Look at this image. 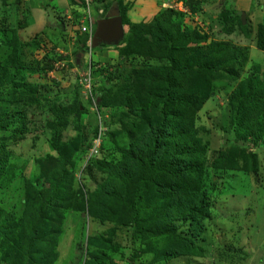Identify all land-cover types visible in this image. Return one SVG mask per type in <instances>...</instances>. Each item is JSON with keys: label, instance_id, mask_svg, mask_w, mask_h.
I'll return each mask as SVG.
<instances>
[{"label": "trees", "instance_id": "obj_1", "mask_svg": "<svg viewBox=\"0 0 264 264\" xmlns=\"http://www.w3.org/2000/svg\"><path fill=\"white\" fill-rule=\"evenodd\" d=\"M69 1L71 12L78 11L81 0ZM199 2L183 0L188 16L197 12ZM114 7L121 25L127 27L117 54L136 56L140 61L125 70L113 69L109 78L113 85L95 96L97 104L117 109V127L109 133L122 146L119 160L102 162L106 180L88 194L87 203L98 218L116 220L129 228L131 237L146 244L144 249L155 259L200 256L202 248L196 239L202 230L201 220L209 217V206L201 191L206 146L198 136L201 128L194 124L196 113L212 95L214 81L233 83L226 95L227 126L220 128L231 140L223 137L209 166L256 173L253 149L264 144V80L259 65H250L240 77L248 61V47L208 38L197 25L183 21L186 13L173 7L136 22L127 19L125 3L118 1ZM215 20L224 35L251 37L249 20L242 12L222 9ZM24 25L25 16L16 20L13 28L0 27V133L14 123L22 127L23 118L22 113L3 105L30 101L38 86L27 78L51 69L49 58L25 62L24 48L37 43L33 38L19 39L17 30ZM86 37L76 27L73 39L79 50L74 52V66L86 51ZM254 46L264 52V22L256 24ZM51 110L54 120L49 146L56 157L36 161L40 170L27 183V205L20 219L0 208V252L7 264H52L61 220L58 209L72 200L79 204L76 209L84 207L83 199L67 196V166L73 165L70 154L76 150L74 143L68 147L59 140L67 108L59 105ZM6 171L7 150L0 136V185L7 181Z\"/></svg>", "mask_w": 264, "mask_h": 264}, {"label": "rangeland", "instance_id": "obj_2", "mask_svg": "<svg viewBox=\"0 0 264 264\" xmlns=\"http://www.w3.org/2000/svg\"><path fill=\"white\" fill-rule=\"evenodd\" d=\"M20 1L21 3L16 5L13 2H0V27L13 28L16 20L25 16H22V12L28 13V4L31 6L33 2H44L47 8L49 4V0ZM66 1L70 3L69 0ZM118 1L127 6L125 14L130 22L149 20L154 13L166 6L180 11L178 2H183L91 0L92 18H101ZM42 5L40 4L43 8ZM97 9L100 12H97ZM222 9H233L246 15L251 30L248 40L237 33L224 35L219 32L215 15ZM68 16L66 22L65 15L56 5L52 20L47 22V27H43L45 35L39 31L37 36L32 37L37 46L24 48L25 62L37 59L44 62L41 58H49L48 61L53 62L61 58L64 65L51 75L34 73L27 78L38 86L30 101L15 106L3 105L11 111L22 113L23 118L22 127L15 126L14 123L0 133L7 150V181L0 185V208L17 219L22 217L27 205V183L32 182L40 170L36 161L49 156L56 157L49 146L52 130L50 125L54 120L51 109L53 106H65L66 125L59 128V140L67 146L73 143L76 146V150L70 154L74 163L67 166V196L72 198L70 196L75 195L76 200L83 199L84 207L76 209L75 206L79 204L72 200L66 207L58 209L61 220L53 248L55 259L52 264H264V144L261 143L253 149L257 158L256 173L219 170L209 166L211 158L223 144V137L231 140V135L220 129L227 126L229 108L226 95L233 87V83L224 80L213 82L212 95L198 110L194 121L195 126L201 128L198 136L206 146L201 191L209 206V217L201 220L202 230L196 239V244L202 248L201 255L187 254L168 260L155 259L150 251L144 249L146 244L131 237L129 228L116 220L101 219L92 214L90 203H87L88 194L106 180V175L101 169L102 162L114 163L119 160V147L122 146V142L112 140L109 133L117 127V109L110 105L97 104L95 96L113 85L114 80L109 79L113 69L125 70L138 64L140 59L136 56L124 58L117 54L118 43L127 33L126 26H122L123 35L116 44L100 46V42H97L91 48V58L95 65L91 77V97L96 102V114L91 109L90 99H85L82 95L78 76L73 71L74 52L79 50L73 34L79 23L77 20L80 17V9L74 12L70 10ZM183 21L191 26L197 25L207 33L208 38L247 46L248 61L240 77L245 76L250 65L258 64L261 79L264 80V52L254 46L256 24L264 22V0H200L197 12L191 17L187 15ZM35 26L17 30L20 40H25V37L37 31ZM41 29L42 27L39 28ZM59 52H65L66 61L64 55ZM84 55L85 52H82L80 60ZM69 58L72 61H67ZM99 114L104 115L102 120L106 131L97 153L84 161L82 156L96 132ZM43 213L46 214L45 209ZM1 254L0 252V264H7V261L2 260Z\"/></svg>", "mask_w": 264, "mask_h": 264}, {"label": "built area", "instance_id": "obj_3", "mask_svg": "<svg viewBox=\"0 0 264 264\" xmlns=\"http://www.w3.org/2000/svg\"><path fill=\"white\" fill-rule=\"evenodd\" d=\"M90 3L91 0H81L80 7V17L77 20L78 26L77 28L81 33H85L87 35L86 40H85V55L82 57L80 63L78 65H73V71L77 74L78 76V84L81 87V93L82 95L85 96V99H90L91 101V109L96 112L97 114V109H96V102L92 100V94H91V81H92V70L95 69L94 61L91 58V48H92V32L94 29V23L95 20L92 18L91 11H90ZM179 6L178 8L180 9L181 12H184L188 14V9L186 6L181 4V1L178 2ZM166 7H172V6H166ZM174 8V7H173ZM175 9V8H174ZM60 55H63L62 52H59ZM64 65V62L62 59L55 60L51 63V69L48 70L46 73L51 75L52 73L55 72L56 69L61 68ZM104 115H98L97 116V123H96V132L94 136L90 140V145L86 149L85 153L83 154V160L87 161L90 158L94 157V155L97 153L98 148L100 146L102 136L104 135V132L106 131V126L104 124V120L102 118Z\"/></svg>", "mask_w": 264, "mask_h": 264}, {"label": "crops", "instance_id": "obj_4", "mask_svg": "<svg viewBox=\"0 0 264 264\" xmlns=\"http://www.w3.org/2000/svg\"><path fill=\"white\" fill-rule=\"evenodd\" d=\"M48 8L44 6V2H33L32 5L30 6V4H28V6H26V9L28 10L27 14L24 13V11L22 12V16L23 14L25 15V25L24 27L18 29V30H25L27 27L32 26V25H36L35 27L37 31H35L34 33H32L29 37H25L26 39L23 41H28L30 38H32L34 35H36V33H38L39 31L43 32L44 29L43 27H47L49 24L47 22H50L52 20V15L54 13V9L55 6H59V9L62 10V14L65 15V20L67 22V18L68 16V12L73 8L70 3L68 4V2L66 0H49L48 1ZM40 4H43L42 6H44L43 8L40 6ZM25 6H22V8ZM97 12H100L99 9H97ZM42 27L41 30H39V28ZM18 32V31H17ZM43 34L45 35V32H43ZM37 36V35H36ZM43 36V35H42ZM19 37V36H18ZM28 38V40H27ZM20 39V37H19ZM22 41V40H21ZM108 46V45H107ZM63 53V58L66 56L65 52ZM64 61H66V59L64 58ZM67 61H72V59L69 58V60Z\"/></svg>", "mask_w": 264, "mask_h": 264}, {"label": "water", "instance_id": "obj_5", "mask_svg": "<svg viewBox=\"0 0 264 264\" xmlns=\"http://www.w3.org/2000/svg\"><path fill=\"white\" fill-rule=\"evenodd\" d=\"M122 25L118 10L109 8L104 16L95 20L92 32V46L97 42L105 44H116L122 37ZM80 56V55H79Z\"/></svg>", "mask_w": 264, "mask_h": 264}, {"label": "clouds", "instance_id": "obj_6", "mask_svg": "<svg viewBox=\"0 0 264 264\" xmlns=\"http://www.w3.org/2000/svg\"><path fill=\"white\" fill-rule=\"evenodd\" d=\"M103 16H104V14H103ZM103 16H102V17H103ZM96 19H98L97 16H96ZM110 45H111V44H110ZM92 47H94V46H92ZM79 57H80V56H79ZM76 63L78 64V62H76Z\"/></svg>", "mask_w": 264, "mask_h": 264}]
</instances>
